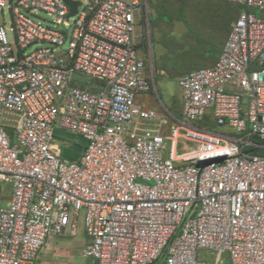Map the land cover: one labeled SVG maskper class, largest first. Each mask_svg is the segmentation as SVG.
<instances>
[{"label": "built area", "instance_id": "2783aa9c", "mask_svg": "<svg viewBox=\"0 0 264 264\" xmlns=\"http://www.w3.org/2000/svg\"><path fill=\"white\" fill-rule=\"evenodd\" d=\"M227 1L243 10L216 63L178 79L177 117L135 102L151 88L143 0H79L70 17L65 0H0V264H34L81 215L91 264H264V0ZM57 129L84 139L80 159Z\"/></svg>", "mask_w": 264, "mask_h": 264}, {"label": "rangeland", "instance_id": "374dc122", "mask_svg": "<svg viewBox=\"0 0 264 264\" xmlns=\"http://www.w3.org/2000/svg\"><path fill=\"white\" fill-rule=\"evenodd\" d=\"M82 3L85 4V0ZM224 3L225 0H143V8L137 14L133 42L145 62V76L151 81L153 90L136 91V103L162 115L167 114L166 107L170 111L173 108L180 111L182 95L178 79L191 69L215 62L241 12L242 8L234 4L230 5L231 10H226ZM37 17L47 22H53L55 18L43 11H39ZM0 24L6 26L13 39L12 15L8 8L0 11ZM169 80L175 83L174 94H170L167 88ZM5 116L7 122L15 118L10 113ZM14 124L15 121L7 123V127L13 129ZM56 134L54 144L63 150L64 156L75 153L81 157L84 149L82 137L63 129H57ZM3 186L10 191V181L0 182V187ZM8 193L3 198L0 196V204L8 201ZM207 260L211 264L215 262V258ZM81 264L89 263L83 259ZM220 264H226L224 258L220 259Z\"/></svg>", "mask_w": 264, "mask_h": 264}, {"label": "crops", "instance_id": "0c3cea01", "mask_svg": "<svg viewBox=\"0 0 264 264\" xmlns=\"http://www.w3.org/2000/svg\"><path fill=\"white\" fill-rule=\"evenodd\" d=\"M56 136L58 135L56 134ZM62 155L67 160L80 158V155L75 153L64 156L63 150ZM90 241L91 238L85 230L81 215L76 235L72 236L68 232L64 235H50L45 245L40 249L34 264H81L83 259H87L88 263L91 264L90 259L84 255V248ZM200 256L206 259L217 258V255L211 251H201ZM222 258L226 261L224 256L220 257L221 260Z\"/></svg>", "mask_w": 264, "mask_h": 264}, {"label": "trees", "instance_id": "16d2710c", "mask_svg": "<svg viewBox=\"0 0 264 264\" xmlns=\"http://www.w3.org/2000/svg\"><path fill=\"white\" fill-rule=\"evenodd\" d=\"M225 2H226V3H224V7H225V9H226V10H231V6H230V5L233 4V3H231V2H229V1H227V0H225ZM234 5L240 6V7L242 8L241 11L243 10V7H242L241 5H238V4H234ZM152 19L154 20L155 17H152ZM163 19H164V20H167V17H163ZM231 29H232V27L230 28V31H229V33H228V36H229V34H230V32H231ZM228 36H227V38H228ZM227 38H226V40H227ZM226 40L224 41V43H223V45H222V47H221V49H220V51H219V53H218V55H217V58H216L215 62H214L212 65H210V66H213V65L216 63V61H217V59H218L220 53H221L222 50H223V47H224V44H225ZM205 67H209V66H205ZM200 68H202V67H200ZM196 69H199V68L191 69V70H189L188 72H186V73H184V74H187V73H189V72H191V71H193V70H196ZM184 74H183V75H184ZM150 83H151V81H150ZM151 84H152V83H151ZM150 90H153L152 85H151ZM171 110H172L171 112H172L173 114H175L177 117H182V105H181V109H180V111L176 110L175 108H173V109H171ZM199 125H201V126H205V127H209V128H211V129H218V128H220L219 125L216 123V121H214V120L211 119L210 115H207L206 118H205L203 121L199 122ZM7 129H8V131L10 132V134L13 135V132H14L13 130H14V128L12 129V128L7 127ZM256 139H257V138H256ZM259 141H260V140H259ZM261 142H263V141H261ZM249 149H250V148H249ZM255 152H256V153H259V154H264V148H256V149H255ZM158 263H159V262H155V263H153V264H158ZM226 264H228L227 261H226Z\"/></svg>", "mask_w": 264, "mask_h": 264}, {"label": "water", "instance_id": "95a60500", "mask_svg": "<svg viewBox=\"0 0 264 264\" xmlns=\"http://www.w3.org/2000/svg\"><path fill=\"white\" fill-rule=\"evenodd\" d=\"M69 5H70V13H69V17L70 16H73L77 13L78 11V4H79V0H65ZM153 84H154V88L157 90V85H156V82L155 80L153 81ZM167 88L170 92V94H174L175 92V83L173 80H169L167 82ZM166 110L170 113V114H173L167 107H166Z\"/></svg>", "mask_w": 264, "mask_h": 264}]
</instances>
